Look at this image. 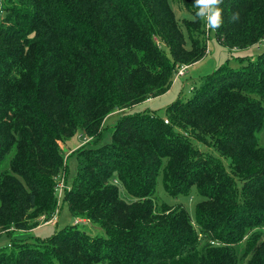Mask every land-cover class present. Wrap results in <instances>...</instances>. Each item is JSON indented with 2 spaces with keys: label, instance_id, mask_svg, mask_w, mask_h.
Masks as SVG:
<instances>
[{
  "label": "trees",
  "instance_id": "obj_1",
  "mask_svg": "<svg viewBox=\"0 0 264 264\" xmlns=\"http://www.w3.org/2000/svg\"><path fill=\"white\" fill-rule=\"evenodd\" d=\"M171 1L189 15L179 21ZM219 7L222 25L206 32L193 0L0 2V235L49 225L64 204L73 219L14 237L0 264H264V51L192 82L162 116L123 114L210 53L209 32L228 49L264 42V0ZM159 175L168 196L196 192L193 221L182 206L154 211Z\"/></svg>",
  "mask_w": 264,
  "mask_h": 264
},
{
  "label": "rangeland",
  "instance_id": "obj_2",
  "mask_svg": "<svg viewBox=\"0 0 264 264\" xmlns=\"http://www.w3.org/2000/svg\"><path fill=\"white\" fill-rule=\"evenodd\" d=\"M171 4L175 12V15L179 21H181L184 15L187 16L189 15L184 11L182 7L178 6L176 3H173L171 1ZM207 30L208 29H206V32ZM207 41H208V48L210 50V53H206L205 56L200 61L187 67L184 76L174 80L168 92H166L164 95L158 98L148 101L147 103L145 102L136 105L128 109L126 113L123 114L134 115L137 113H141L143 111H148V112H153L158 116H162L164 108L170 105L171 103H173L174 101L178 99L185 100L191 97L190 85L192 84V82H196L198 80L204 79L207 75L211 74L215 69L224 65L225 62H228L229 66L232 69H237L240 66V64L236 60L237 57H243V58L248 57V59H255L258 54L264 51V42L260 43L257 46L249 47L247 49H228L215 39L212 32H209V37L207 38ZM123 114L115 113L106 117V119L103 122L105 129L102 133L101 140L98 143L99 146L111 142V133L109 128L113 126L116 123V121L119 119V117ZM257 139L259 145L263 147L264 130L260 134H258ZM85 140L86 138L83 135L76 134L71 140L65 143V146L63 148V153L65 159L67 160L66 163H67L68 176L66 179V185L68 186L73 176L75 175L76 161L74 156L68 157V155L66 154L68 152L69 154H71V152L74 151L73 149L79 148L82 145H84ZM200 148L203 149L202 147ZM204 149L208 150V152H211L210 148L208 147H204ZM121 195L124 197V194ZM125 199L128 200L127 198ZM152 201L154 204V211L156 213H159L161 211L162 206L164 205L169 208L182 206L187 211L190 219L193 221L194 209L196 203L198 202V197L196 192L194 191L192 192V194L189 193L188 197L186 198L166 195L163 191L161 176L159 175L156 181L155 194L152 197ZM55 218L56 219L54 221V224H51L53 226L35 231L34 233H32V235H35L36 237L37 236L49 237L56 230L62 229L66 225L73 224V219L71 218L68 208L65 204L59 207ZM76 219L81 220V222L78 223V228L80 230L87 232L92 236H104L102 231L98 227L92 225L90 222L86 220L83 221L82 219L79 218ZM13 234L16 233H12V236ZM14 237L15 236L9 238V236L6 234L0 235V248H6L7 250H10L7 247V245L10 243V240H14ZM263 239H264V234H263Z\"/></svg>",
  "mask_w": 264,
  "mask_h": 264
},
{
  "label": "clouds",
  "instance_id": "obj_3",
  "mask_svg": "<svg viewBox=\"0 0 264 264\" xmlns=\"http://www.w3.org/2000/svg\"><path fill=\"white\" fill-rule=\"evenodd\" d=\"M221 3L222 0H193L194 7L197 9L193 20L203 19L206 29H218L223 23L222 9L219 7ZM231 19L235 20L236 16H232Z\"/></svg>",
  "mask_w": 264,
  "mask_h": 264
},
{
  "label": "built area",
  "instance_id": "obj_4",
  "mask_svg": "<svg viewBox=\"0 0 264 264\" xmlns=\"http://www.w3.org/2000/svg\"><path fill=\"white\" fill-rule=\"evenodd\" d=\"M2 0H0V2H1ZM206 53H209L208 52V49H206ZM186 68H187V66L186 65H181V66H178L177 67V69H176V72H175V74H174V80H176V79H178V78H181L182 76H184V73H185V71H186ZM165 123H166V121H165ZM65 188V186H64V184L62 183V181L58 184V198H60V195H61V193H62V190ZM55 216L56 215H54L53 217H52V219H50V220H48L46 223H44V224H54V221H55ZM81 222V220H78V219H75L74 220V224H77L78 225V223H80Z\"/></svg>",
  "mask_w": 264,
  "mask_h": 264
},
{
  "label": "crops",
  "instance_id": "obj_5",
  "mask_svg": "<svg viewBox=\"0 0 264 264\" xmlns=\"http://www.w3.org/2000/svg\"><path fill=\"white\" fill-rule=\"evenodd\" d=\"M184 86H185V84H184ZM168 92V91H167ZM148 101H150V100H148ZM148 101H145L146 103L148 102ZM144 102V103H145ZM51 226H53V225H45V226H38V227H36V229H33V230H31V231H28V232H23V231H14L13 233H16V234H13V236H15V237H19V236H25V235H31L32 233H34L35 231H38V230H41V229H45V228H48V227H51ZM12 236V237H13ZM9 245V244H8Z\"/></svg>",
  "mask_w": 264,
  "mask_h": 264
}]
</instances>
